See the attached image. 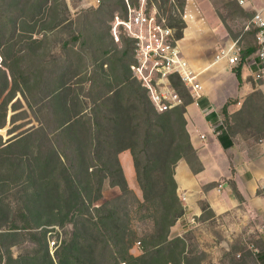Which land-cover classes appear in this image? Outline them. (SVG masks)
I'll list each match as a JSON object with an SVG mask.
<instances>
[{"label": "trees", "instance_id": "1", "mask_svg": "<svg viewBox=\"0 0 264 264\" xmlns=\"http://www.w3.org/2000/svg\"><path fill=\"white\" fill-rule=\"evenodd\" d=\"M120 2L122 14L119 16L125 19L127 4L125 0ZM131 2V5H136L138 0ZM151 3L153 1H149L150 9L153 7ZM232 3L241 12L247 13L237 1L232 0ZM41 4L38 2L36 9L41 10ZM113 11H117V8ZM83 13L80 12L78 16ZM88 13L91 12L83 15ZM95 13L98 15L99 11L95 10ZM97 21L102 23L101 18ZM86 25L87 22L83 21L77 36L63 43L64 56L56 62L44 64L32 49L26 51V56L23 54L15 59L18 68L24 61L22 67L27 69V73H23V76L33 78L28 90H38L36 97L42 94V99L38 98L40 102H37V108L27 102L26 108L19 100L4 106L0 130L12 127L8 130L11 136L4 139L0 135V165H8V179L12 182L17 183L21 179L32 182L35 191L32 193V206L28 208L33 207L34 210L31 220L35 216L54 218L71 212L76 217L87 216L86 213L92 215L86 220V226L91 227L89 232L93 243L84 245L89 250V258L81 260L70 252L65 259L59 260V264H94V258L102 257L105 251L113 255L112 264H195L197 259L188 257L185 240L170 237L171 227L185 215V208L177 193L176 166L179 161L186 160L194 172L202 168L186 129V107L192 101L181 110L156 111L147 90L137 84L131 73L134 40L121 30L118 43L110 29L107 39L102 34L98 38L103 42L98 39L96 42L90 39L91 36L85 37ZM245 33L253 36V43L240 46V65L234 69L240 83L243 65L257 52L256 29L252 27ZM79 40L83 41V46L91 43L94 48L96 56L90 54L93 62L91 70L87 66L82 70L86 59L73 48ZM119 52L120 56H116L115 53ZM0 87L5 88L6 92L7 82L3 86L0 82ZM78 87L82 90L85 87V92L75 91L74 88ZM15 88H19V85ZM22 93L26 91L22 90ZM231 104L228 102L222 112L227 120L228 132L234 135L236 124L228 121L233 118V115H228ZM27 109L34 113L32 119L36 121V126L28 127L32 122L24 114ZM16 131L19 133L14 135ZM124 151H130L144 200L152 204L154 210L156 232L141 242L142 254L139 256L130 253L126 229L110 227L117 221L116 212L112 210L106 216L100 215L103 211L89 207L87 201L93 190L97 193V199L102 197L107 179L111 187L131 193L118 158ZM109 154L112 158L106 159ZM237 196L241 199L239 194ZM202 209L203 215L208 212L214 217L206 204L202 205ZM16 229L0 233V237L8 240L15 236L17 232L12 231ZM88 236L82 237L84 243L90 241ZM97 246L100 249L98 253L95 249ZM44 249L42 261L37 256L15 258L9 254L5 264H43L45 260L55 264L48 248L45 246Z\"/></svg>", "mask_w": 264, "mask_h": 264}, {"label": "rangeland", "instance_id": "2", "mask_svg": "<svg viewBox=\"0 0 264 264\" xmlns=\"http://www.w3.org/2000/svg\"><path fill=\"white\" fill-rule=\"evenodd\" d=\"M149 1H153L151 4L157 9L162 24L173 30L175 42L180 46L195 74H197L196 69L218 62L217 56L220 51L228 48L233 41L243 37L239 42L242 47L253 43V36H247L245 33L253 13L241 12L237 5L232 3V0H212L222 21L221 30H212L208 26L199 24L191 28L189 24L192 23L193 27L192 16L196 11L189 4L190 0ZM38 2H42L41 10L36 9ZM128 2L132 3L131 0ZM120 4V0H101L100 5H97L96 0H0V82H2V86L6 82L8 84L6 92L5 88L0 87V119L4 106L9 103L12 104L19 100L24 103L26 108V102L29 105L34 104V107L37 108L36 104L40 102L38 98L42 99V94L36 97L38 90L35 89L34 92L28 90L33 78L23 76V73H27V69L22 67L24 61L18 68L15 65L17 64L16 58L22 57L26 51L29 52L32 49L43 59L41 62L44 64L60 60L65 53L62 51L63 43L73 36H77L83 21L87 22L84 27L85 30L87 29V33L84 32L85 37L91 36L90 39L97 42L98 37L103 34V38L107 39V36H110L107 31L111 29L112 33L114 25H118L116 18L122 14ZM101 6L103 7L100 8ZM114 8H117V11L111 12ZM95 10L99 11V16ZM82 11L91 13L85 16L83 13L78 16ZM104 11L106 13H103ZM100 18L102 23L97 21ZM91 21L93 23H90ZM188 31L194 35L189 36ZM99 41L103 42V40ZM82 42V40L77 41L73 48L75 52L86 59L82 70L86 66L91 70L93 62L90 54L95 55L94 48L91 43L83 46ZM192 43L201 49L200 54ZM185 46L189 48L191 54L185 51ZM115 54L120 56V52ZM191 55L193 60L188 59ZM199 56L200 60L197 62ZM253 60L255 63L251 67L255 74L259 63L256 62L255 57ZM239 65L240 63L233 65V69L238 68ZM131 73L133 76L132 66ZM220 74L219 77L210 80L208 84L214 93L224 99V91L234 90L236 83L231 82L224 72ZM70 77L72 78V76ZM133 78L135 77L133 76ZM177 79L180 80L176 76L172 78V87L182 101L172 110H181L186 103L196 101L192 88ZM135 80L137 84H141L142 88H145L138 79L135 78ZM74 81L75 79L71 80V83ZM247 82L250 85V92L247 95L242 97L238 95L227 101V103H239L237 105L239 110L228 121L235 122L236 130L241 133V139L256 141L264 139V88L252 75L248 77ZM197 83H199L198 79ZM18 85L19 88H15ZM242 85V82H239V87ZM84 88L83 90L81 87L74 89L81 93V91L85 92ZM18 89L21 90L18 91ZM22 90H25L26 93L23 94ZM148 98L153 105L149 93ZM154 108L156 109L155 106ZM156 111L164 113L158 109ZM24 114L29 117L30 123L32 122L26 127L37 125L36 121L32 119L34 113L31 110L27 109ZM11 127L7 126L0 130V135L4 139L11 136L8 133ZM17 133L19 131H16L14 135ZM109 155L106 156V159L112 158ZM122 161L127 172L131 193H124L118 187H111L107 179L103 186L102 197L97 199V193L93 190L87 201L90 204L89 207L99 208L103 211L100 215L106 216L112 210L116 212L117 221L110 227L126 229V241L130 242V253L139 256L142 254L143 245L141 242L156 232L153 220L154 210L153 205L144 200L129 151L122 157ZM5 165L4 167L0 165V233L9 232L14 228L17 229L12 232L17 233L8 240L0 237V264H5L9 254L15 258L37 256L38 260L42 261L44 259L42 253L46 251L45 246L55 264H59V260L65 259L70 252H74V255L81 260L88 259L89 250L84 245L93 243V240H91L89 232L91 227L86 226V220L90 219L89 217L92 215L89 216V213L84 212L87 216L76 217L72 216L71 212L69 215L62 213L54 218L35 216L31 220L34 210L33 207L30 210L28 208L32 206V193L35 191L32 182L30 179H21L17 183L12 182L8 179L10 169L8 165ZM22 168L23 166H21ZM20 174L22 173L20 172ZM87 234L90 241L84 243L82 237ZM170 237H182L185 240L188 257L197 259L195 264H264V220H258L255 224L240 215H231L227 219H213L208 212L197 219L182 216L171 227ZM101 244L99 242L98 245L101 246ZM95 249L96 253L100 250L98 246ZM112 256L110 252L105 251L102 257L94 258V264H112L114 260ZM45 262L43 264H49L47 260Z\"/></svg>", "mask_w": 264, "mask_h": 264}, {"label": "crops", "instance_id": "3", "mask_svg": "<svg viewBox=\"0 0 264 264\" xmlns=\"http://www.w3.org/2000/svg\"><path fill=\"white\" fill-rule=\"evenodd\" d=\"M243 1L240 6L246 12L254 14L264 7V0ZM189 4L197 15L192 16L194 25L192 27L190 23L191 28L199 24L212 30H221L222 21L212 0H190ZM192 34L188 31L189 36ZM192 45L200 54L201 49L197 48L195 43ZM185 51L190 53L186 46ZM199 58L200 56L197 62ZM188 59L193 60L192 55ZM250 64L251 62H247L242 67V87H239L234 66L227 60H219L196 69L199 83L201 82L199 98L201 100L196 98L195 102L186 107L185 119L186 129L202 168L194 172L186 160H181L175 169L177 193L185 208L186 218L201 217L204 213L202 205L206 204L208 210L214 214L213 219H227L231 215H240L255 224L258 220H264V195L259 190L264 180V139L256 141L241 139L239 131L231 135L227 129L225 114L221 111L230 98L238 95L242 97L250 92V85L247 82L248 77L252 75ZM221 72H224L231 82L236 83L234 90L224 91V99L214 93L208 84L214 77H219ZM238 104L229 105L228 115L232 116L239 110ZM126 152L120 153L118 158L129 183L122 161Z\"/></svg>", "mask_w": 264, "mask_h": 264}, {"label": "built area", "instance_id": "4", "mask_svg": "<svg viewBox=\"0 0 264 264\" xmlns=\"http://www.w3.org/2000/svg\"><path fill=\"white\" fill-rule=\"evenodd\" d=\"M236 1L240 5L244 3L243 0ZM96 2L97 5L101 4V0ZM126 4V18H116L118 25H114L112 34L118 43L121 30L134 40L133 76L144 85L156 109L165 112L181 103L182 100L172 87L174 76L191 87L194 97L199 99L201 87L197 83L198 75L192 71L180 46L175 42L173 30L160 21L157 9L149 8V0H138L136 5H131L127 0ZM252 27L256 29L257 52L248 62H251V66L255 63L253 58L257 59L259 68L255 74L252 71V76L264 88V7L253 14L247 30ZM240 53L241 47L237 40L232 46L222 49L217 60H227L229 64L237 65L241 61ZM259 190L264 195V180Z\"/></svg>", "mask_w": 264, "mask_h": 264}]
</instances>
